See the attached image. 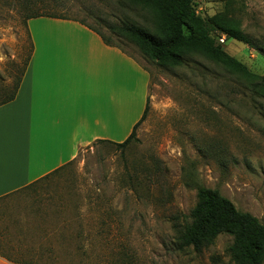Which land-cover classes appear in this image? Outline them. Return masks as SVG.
Returning <instances> with one entry per match:
<instances>
[{
	"label": "rangeland",
	"instance_id": "374dc122",
	"mask_svg": "<svg viewBox=\"0 0 264 264\" xmlns=\"http://www.w3.org/2000/svg\"><path fill=\"white\" fill-rule=\"evenodd\" d=\"M59 1L148 73L147 113L123 152L93 143L46 180L0 199V234L9 229L0 254L27 264H233L230 236L200 253L179 249L178 238L200 187L264 225V100L241 94L197 49L179 64L156 62L107 29L128 21L155 33L148 12L122 0ZM193 7L203 22L231 19L247 43L209 31L214 47L264 76V0H194ZM42 12H53L52 0H0V101L30 55L26 17ZM209 146L222 150L225 170L201 152Z\"/></svg>",
	"mask_w": 264,
	"mask_h": 264
},
{
	"label": "crops",
	"instance_id": "0c3cea01",
	"mask_svg": "<svg viewBox=\"0 0 264 264\" xmlns=\"http://www.w3.org/2000/svg\"><path fill=\"white\" fill-rule=\"evenodd\" d=\"M27 30L30 60L14 100L0 106V199L97 141L122 143L146 107L148 73L93 31L47 17L28 20Z\"/></svg>",
	"mask_w": 264,
	"mask_h": 264
},
{
	"label": "trees",
	"instance_id": "16d2710c",
	"mask_svg": "<svg viewBox=\"0 0 264 264\" xmlns=\"http://www.w3.org/2000/svg\"><path fill=\"white\" fill-rule=\"evenodd\" d=\"M122 1L150 13L155 21V33H151L128 21H123L119 26L107 27L111 34L134 44L145 56L156 62L179 64L181 63V56L189 48L197 49V51L203 53L211 61L223 67L233 79L236 87L242 92H240L241 94L246 93L252 99L260 98L264 100V76L250 73L245 66L222 52L218 47H214L213 40L210 39L209 31H219L226 34L229 39L247 43L246 38L234 26L231 19L221 14L208 19L206 22L201 21L195 13L193 7L194 0ZM119 3L121 2L119 1ZM52 8L53 12L28 15L26 20L47 17L77 22L97 34L104 45L116 48L124 53L110 38L104 37L97 30L86 25L84 21L71 18L67 7L59 0H52ZM30 55L25 63L24 70L16 80L13 92L6 99L0 101V106L14 100L24 71L30 60ZM146 113L147 103L142 117L132 129L129 137L122 143H112L109 141H97L96 143L110 144L123 152L135 140V131L144 120ZM221 151L220 148L209 146L206 149H202L201 152L207 153L208 156H213L217 165L222 170H225L228 163L221 156L224 154ZM63 167L34 182L25 189L46 180ZM196 197L197 202L189 214L190 222L185 226L178 238L179 249L192 248L196 253H200L203 249L211 246L217 237L226 235L232 238V243L227 251L233 264H262L264 261V225L252 215L238 211L229 200L215 190L200 187L197 190ZM43 220L39 216L38 221L42 225ZM8 230V227L4 228L1 231V235L3 232L8 233ZM0 257L12 264H27L24 261L12 260L2 254H0Z\"/></svg>",
	"mask_w": 264,
	"mask_h": 264
},
{
	"label": "built area",
	"instance_id": "2783aa9c",
	"mask_svg": "<svg viewBox=\"0 0 264 264\" xmlns=\"http://www.w3.org/2000/svg\"><path fill=\"white\" fill-rule=\"evenodd\" d=\"M218 42H219L220 44H223V43H224V38H221Z\"/></svg>",
	"mask_w": 264,
	"mask_h": 264
},
{
	"label": "bare ground",
	"instance_id": "6f19581e",
	"mask_svg": "<svg viewBox=\"0 0 264 264\" xmlns=\"http://www.w3.org/2000/svg\"><path fill=\"white\" fill-rule=\"evenodd\" d=\"M19 121V120H18ZM16 128V127H15Z\"/></svg>",
	"mask_w": 264,
	"mask_h": 264
}]
</instances>
